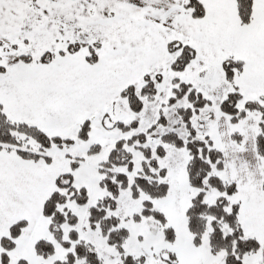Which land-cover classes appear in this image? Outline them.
Here are the masks:
<instances>
[{"label": "snow or ice", "instance_id": "obj_1", "mask_svg": "<svg viewBox=\"0 0 264 264\" xmlns=\"http://www.w3.org/2000/svg\"><path fill=\"white\" fill-rule=\"evenodd\" d=\"M0 264H264V0H0Z\"/></svg>", "mask_w": 264, "mask_h": 264}]
</instances>
